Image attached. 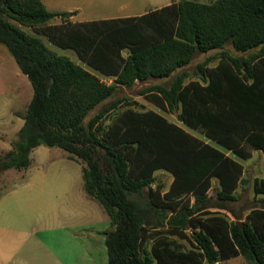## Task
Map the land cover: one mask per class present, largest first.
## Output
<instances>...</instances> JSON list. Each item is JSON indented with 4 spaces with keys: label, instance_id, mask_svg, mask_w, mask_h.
Returning a JSON list of instances; mask_svg holds the SVG:
<instances>
[{
    "label": "trees",
    "instance_id": "trees-1",
    "mask_svg": "<svg viewBox=\"0 0 264 264\" xmlns=\"http://www.w3.org/2000/svg\"><path fill=\"white\" fill-rule=\"evenodd\" d=\"M67 16L48 11L41 0H0V44L33 90L15 112L23 124L0 154V173L26 170L40 145L79 162L85 194L110 222L106 264H213L238 256L264 264V209L227 220L212 213L195 217L191 203V197L195 203L205 198L211 178L220 186L217 198L233 200L243 174L237 159H249L254 150L262 152L264 169V0H176L139 16L88 23ZM55 18L60 22L51 23ZM37 35L74 51L113 82H102ZM226 44L259 50L247 60L220 52L214 66L199 63L198 76L188 79L184 69L197 53ZM170 77L168 86L151 83L140 94L163 110L177 107V120L210 143L152 110L126 109L101 126L120 100L102 106L83 127L118 88ZM157 170L173 176L165 191L151 186ZM252 189L264 196V178ZM167 235L186 239L192 249H178Z\"/></svg>",
    "mask_w": 264,
    "mask_h": 264
},
{
    "label": "rangeland",
    "instance_id": "rangeland-1",
    "mask_svg": "<svg viewBox=\"0 0 264 264\" xmlns=\"http://www.w3.org/2000/svg\"><path fill=\"white\" fill-rule=\"evenodd\" d=\"M198 1L209 2L213 0ZM96 2L98 3V1ZM120 2L122 1L111 0L108 2V4L105 3L98 6L92 4L93 8L90 9L112 12L118 8L117 6ZM148 3H151L152 5H164L165 0H132L134 12L138 13L142 11L144 7H147ZM50 22L57 23L60 22V20L55 18ZM22 28L26 32L36 35L32 29L25 27ZM41 39L49 49L53 50L57 54L67 56L73 61H77L73 51L57 47L50 43L43 36H41ZM258 50L259 48L256 47L241 52L234 50L230 44H226L221 49L211 50L207 53H197L184 70L188 73V79H195L198 76V74H195L196 66L199 63L204 62L206 63V66H214L219 61L220 52H225L226 54L240 60H247ZM91 71L101 76L99 72L93 70ZM181 71L182 70L176 72L174 75L180 73ZM11 79L12 78L10 75L0 70V90L2 87L5 89L8 83L6 81H11ZM12 80H15V78ZM171 80L172 77L168 78L167 80H156L153 83L168 86ZM27 84V86L24 83L19 85V95L15 99H13L12 95L9 93L3 96L0 92V154L4 153V150H8L10 148V142L16 138L18 127L20 124H22V120L16 118L12 114V110L23 106L27 103V101H29L26 97V94L29 90L31 95L33 90L28 81ZM143 86L144 85L141 84H134L132 87L118 88L113 96L106 99L102 105H98L96 108L90 111V113L82 122L83 127L87 125L89 118H91L93 114L102 108V106H107L112 102L120 100L117 106L109 114H107L106 118L101 123V126H104L110 122L115 117V115L126 109H133L136 111L152 110L165 117L168 121L183 127L186 131L196 136L201 141L210 143L199 133L187 128L177 120L179 112L177 107L171 111L163 110L158 107L155 102H152L145 96L141 95L140 91L145 88ZM211 144L223 151L228 156L233 157L230 152L213 143ZM62 154H64L63 150L58 147H47L44 145L35 147L30 154V156L33 158V164L30 168H28L27 172L24 170L10 168L0 173V195L85 194L80 177H77V179H65L67 175H73L77 163L66 160L61 156ZM237 160L243 166V174L242 181L237 185L235 191L232 193L234 199L223 202L219 200L217 198V193L220 186L217 179L213 178L211 180L210 188L208 189L205 198L202 201L195 203L194 197H191V203L194 208L193 216L201 217V215L212 213L224 216L227 220H234L235 218H243L252 207L264 208V196L254 195L252 189L254 180L264 177L261 153L256 151L253 152L252 156L247 160ZM168 173L169 172L165 170L155 171L154 180L151 183V186L159 184L162 186V191L166 189L169 183ZM25 178L26 180L24 181ZM145 189L146 188L143 189L144 193ZM11 198L12 196L7 195L8 206H10V202H15ZM20 198L22 199H18L16 202L20 206H28L25 210H22L20 214H18L20 223L16 227L20 226L21 229H27V232L22 233L16 231L10 233L9 241L12 242V246L9 249L5 248V252L2 253V258H6L7 254L10 256L14 242L20 241L27 237L43 241L52 251L56 252L62 257L67 258L71 244L76 243L78 246H80L81 240H83V244L90 241L93 244V237L89 236L88 233H94L93 229L96 225L108 222L102 207L92 200L87 201V199H85L82 202L78 201L77 199L75 203L68 209L65 207L64 202L70 199L63 197L62 195L53 197L51 199L50 197H46V199L42 197L36 200V202L40 205L37 206L34 212H30L29 208L31 207V204H28L29 200L25 196ZM45 200L54 204L55 207L46 208L43 206L42 204L45 203ZM217 204H220L225 208L216 207ZM32 230L36 233L33 234ZM187 232L189 234L190 229H188ZM166 238L171 244L175 245V247L182 251L192 249L190 243L186 239L177 237L175 235H167ZM213 264H246V262L241 256H238L225 261H218Z\"/></svg>",
    "mask_w": 264,
    "mask_h": 264
},
{
    "label": "crops",
    "instance_id": "crops-1",
    "mask_svg": "<svg viewBox=\"0 0 264 264\" xmlns=\"http://www.w3.org/2000/svg\"><path fill=\"white\" fill-rule=\"evenodd\" d=\"M92 1L95 3H93ZM96 1H98V3ZM109 1L111 0H41L42 4L48 11L67 12L68 16L66 20H68L71 23L98 22V21L110 20V19H116V18L139 16L150 9H155V8L168 5L172 1H176V0H165L164 5H156V4L152 5L151 3H148L147 7H144V9L138 13L134 12V7H132V0H121L122 2L119 3V5L117 6L118 8L112 12H107L105 10L90 9V8H93L92 4H95L96 6H98V5H102L105 3L108 4ZM56 19L58 20L59 18H56ZM41 36L42 35H37V37L40 39H41ZM74 54L77 58V61H74L76 64L80 65L81 67H83L84 69L90 72H92L91 70L96 71L90 68L89 66H87L84 62L80 61L75 52ZM0 70L10 75L12 79L15 78V80L11 79V81H6L8 83L5 89L2 87V89L0 90L1 94L5 96L7 93H9L12 95L13 99L17 98L19 95V89H20L19 85L24 83L27 86L28 85L27 81L29 82V80L27 76L20 71L13 57L10 55L7 48L2 44H0ZM93 74L96 75L102 82L106 84L112 83L114 79L113 76L104 75L100 72L99 74H101V76L95 73ZM162 79L167 80L168 78H162ZM156 80L160 81L161 79H150L146 81L145 83H139L138 81H136L135 84H141V85L147 86ZM26 97L28 98L29 101L32 98V94L30 95L29 90L26 94ZM29 101H27V103L24 104L23 106L13 109L12 114L16 118L22 120L20 117L15 115V112L19 109L25 108L26 105L29 103ZM22 124H23V120H22ZM22 124L19 125L18 131L20 127L22 126ZM4 151H7V150H4ZM256 151L260 152L262 155V152L260 150H254L253 152H256ZM61 156L64 157L66 160L77 163V166L74 170L73 175L72 176L67 175L65 179L67 180L71 178L77 179V177H80L82 180L81 164L74 160L68 159L66 157L65 152ZM30 159H31V164L28 168H30L33 164V158L31 156H30ZM262 161H263V155H262ZM28 168L24 171L27 172ZM168 179H169V183H168V187H169L173 179V176L171 173H168ZM212 179L213 178H211V180ZM25 180L26 178L24 179V181ZM82 186H83V181H82ZM168 187H166V189H164L163 191L167 190ZM7 195L12 196L11 199L15 201V202H10V206L7 205L8 204ZM59 195H62L63 197L70 199L64 202L65 207H67L68 209L71 207V205L75 203L77 199L78 201H82V202L85 199H87V201L89 200L95 201L94 199L89 198L86 194H4L2 196L0 195L1 196L0 197V264H106L107 263V250H106V246L104 243V239H105L104 232L110 229V222L106 214L105 215L108 219V222L102 223L100 225H96L93 229L94 233H88L89 236L93 237L92 238L94 240L93 244L91 241L83 244V240H81L80 246H78V244L76 243L71 244L67 258L62 257L58 255L56 252L52 251L43 241L39 239L37 240L34 238H29V237L24 238L20 241L14 242L10 256L7 254L6 258H2V253L5 252V248L9 249L12 246L11 244L12 242L9 241L10 233L16 232V231L22 232V233L27 232V229L24 230V229H21L20 226L18 227L16 226L19 225L20 223V218H18V214H20L22 210H25L28 205L26 207L25 205L20 206L16 201L18 199H22L20 197L25 196L29 200L28 204H31L29 211L34 212L37 206L40 205L39 203L36 202V200L42 197H44L45 199L46 197H50L51 199ZM95 202L98 203L97 201ZM42 205L45 206L46 208L55 207L54 204L47 202L46 200H45V203ZM248 212L244 215L243 218H241V220L245 218ZM32 233L35 234L36 232L32 230Z\"/></svg>",
    "mask_w": 264,
    "mask_h": 264
}]
</instances>
